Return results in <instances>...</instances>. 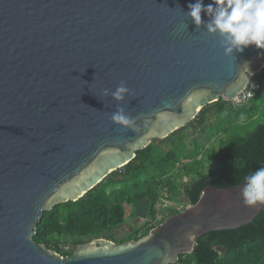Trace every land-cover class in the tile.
<instances>
[{"label":"water","instance_id":"95a60500","mask_svg":"<svg viewBox=\"0 0 264 264\" xmlns=\"http://www.w3.org/2000/svg\"><path fill=\"white\" fill-rule=\"evenodd\" d=\"M190 3L0 0V264H172L200 235L261 211L243 204L242 179L205 185L137 239L96 237L63 256L32 238L45 210L79 199L204 106L231 101L264 66L254 45L226 56L207 33L211 17L202 12L198 28L187 17ZM121 81L129 92L115 101ZM118 108L139 131L111 121ZM146 207L142 198L138 219Z\"/></svg>","mask_w":264,"mask_h":264},{"label":"trees","instance_id":"16d2710c","mask_svg":"<svg viewBox=\"0 0 264 264\" xmlns=\"http://www.w3.org/2000/svg\"><path fill=\"white\" fill-rule=\"evenodd\" d=\"M259 94L264 97V89L254 95L250 101L253 103L247 108L244 106L247 103L233 107L230 101L221 98L204 106L188 124L163 139H153L130 162L110 173L79 199L45 210L34 228L33 240L67 256L78 243L96 237L116 243L137 239L178 212L166 208L165 216L156 220L157 201L175 199L182 192L175 182L177 176L196 175L191 188L183 190L189 204L197 201L207 184L226 187L239 183L248 172L264 164V99L261 101L263 122L245 134L238 132L224 137L229 127L218 125V119L233 121L242 116L254 119ZM197 132L204 138L193 137L191 148L186 140ZM213 140L218 141L217 147L212 144ZM208 143L211 145L207 147ZM181 158L189 160L178 166ZM206 161H209L207 166ZM176 170V174L170 173ZM143 197L148 201L147 219L123 237H117L114 230L126 222L124 203L136 206ZM65 243L72 246L64 249ZM172 264H264V206L247 224L200 235L192 251L179 255Z\"/></svg>","mask_w":264,"mask_h":264},{"label":"clouds","instance_id":"9594fccd","mask_svg":"<svg viewBox=\"0 0 264 264\" xmlns=\"http://www.w3.org/2000/svg\"><path fill=\"white\" fill-rule=\"evenodd\" d=\"M187 17L198 28L202 24L201 13L211 19L205 24L209 35L218 34L221 37V47L226 56L234 51L243 52L249 45L264 50V0H212L204 5L203 0H195L188 4ZM246 66L249 71L247 63ZM129 92L123 81L110 94L115 101H123ZM109 90L103 89L102 95H108ZM117 125L125 126L132 131H139L135 118L118 108L110 117ZM240 196L244 205H264V164L248 172L243 178Z\"/></svg>","mask_w":264,"mask_h":264},{"label":"rangeland","instance_id":"374dc122","mask_svg":"<svg viewBox=\"0 0 264 264\" xmlns=\"http://www.w3.org/2000/svg\"><path fill=\"white\" fill-rule=\"evenodd\" d=\"M263 99H264V97H263L262 94H259L258 97L256 98V100H258V102L256 104V109H255L256 110V112H255L256 115H255L254 119H252V118L250 119L248 116H246V117L242 116L241 118L238 117L237 119L231 121L230 118L220 117L218 119V123L219 124L218 123L217 124L220 125V126H228L229 127L228 128V132L225 135H223V136L227 137V136H229L231 134H235V133H238V132H239V134H245L247 131L254 129V127L257 124L263 122V103L261 102V101H263ZM250 101L247 102L246 105H244L245 108L249 107V105H251L253 103V102H250ZM253 101H255V100H253ZM193 137H199L202 140L204 138V136L200 132L195 133L194 136H188L186 142L189 145V147H191V148L194 146L193 143H192V138ZM217 142H218L217 140H213L212 144H214V146L217 147V145H218ZM210 145L211 144L208 143L207 147L210 146ZM206 154L208 155L209 152L207 151ZM198 157H200V155ZM181 160L188 161L189 158H181ZM208 164H209V161H206L205 165L207 166ZM180 198L182 199L181 196H180ZM166 203H167V201H162V200L160 202H158V204H157L158 212H157L156 220H159L163 216H165L166 211L163 210V208H164V205ZM172 206L173 207H177V208H181V210L185 208L184 203L181 200L177 201ZM173 209H176V208H173ZM125 217H126V222H125L124 226L122 228L120 227V228H116L114 230V232H115L117 237H123L126 234L127 228L132 225L133 221L136 218L135 215L130 214L129 207L127 205H125ZM146 219H147L146 217L145 218H140L138 223L142 224V223L145 222ZM62 246H63L64 249H69L72 245L70 243H65V244H62Z\"/></svg>","mask_w":264,"mask_h":264},{"label":"flooded vegetation","instance_id":"af4514ba","mask_svg":"<svg viewBox=\"0 0 264 264\" xmlns=\"http://www.w3.org/2000/svg\"><path fill=\"white\" fill-rule=\"evenodd\" d=\"M136 155H137V152H136ZM185 162H188V161H180V162H178L177 163V165L178 166H182V163H185ZM171 174H176L177 173V170L176 171H172V172H170ZM195 174H192V175H183L182 177H179V176H177L176 178H175V182H176V185L178 186V187H180V189L182 190V192L179 194V195H177L176 196V198L175 199H162V201H167V203L164 205V208H163V210H166V208H169L170 210L171 209H173V208H176L178 211H180L181 210V208H177V207H173L172 205H174L177 201H183V203H184V206H186V205H188L189 203L187 202V200H186V197H185V194H184V192H183V190L185 189V188H191V186H190V183H192V182H194V180L196 179L195 178ZM195 178V179H194ZM180 196L182 197V199L180 198ZM144 198V197H143ZM141 199H139L138 200V202H137V205L136 206H134L133 204H131V203H124V210H125V205H127L128 207H129V210H130V214H133V215H135L136 216V211H137V208H138V203H139V201H140ZM161 201V200H160ZM160 201H157V203H156V208H157V204H158V202H160ZM174 203V204H173ZM183 206V207H184ZM158 210V209H157ZM147 211H148V201H147V207H146V216H147ZM145 216V217H146ZM144 217V218H145ZM140 219V218H139ZM139 219L137 218V216H136V218H135V220L133 221V223H132V225L131 226H129L128 228H127V230H126V233L127 232H129L133 227H138L139 225H141V224H139L138 222H139ZM124 224L125 223H123V224H121V225H119L117 228H122L123 226H124ZM130 229V230H129Z\"/></svg>","mask_w":264,"mask_h":264},{"label":"built area","instance_id":"2783aa9c","mask_svg":"<svg viewBox=\"0 0 264 264\" xmlns=\"http://www.w3.org/2000/svg\"><path fill=\"white\" fill-rule=\"evenodd\" d=\"M263 70L264 66L257 73L251 75L246 86L230 101L233 107H239L246 104L258 91L264 89Z\"/></svg>","mask_w":264,"mask_h":264}]
</instances>
